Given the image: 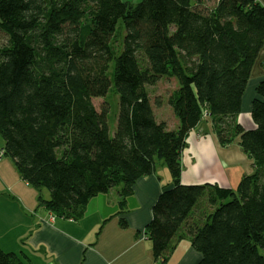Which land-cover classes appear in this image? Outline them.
I'll list each match as a JSON object with an SVG mask.
<instances>
[{
  "label": "trees",
  "instance_id": "16d2710c",
  "mask_svg": "<svg viewBox=\"0 0 264 264\" xmlns=\"http://www.w3.org/2000/svg\"><path fill=\"white\" fill-rule=\"evenodd\" d=\"M209 1L0 0L2 154L39 191L40 205L71 220L115 187L122 208L137 179L161 161L172 186L160 192L145 227L154 256L208 188L211 210L186 229L201 255L197 264H264V80L251 105L256 127L237 122L264 44V6ZM150 51H157L162 73L141 65L140 53ZM120 62L129 79L121 78ZM162 77L177 79L164 97L179 117L176 129L155 113L163 102L154 86ZM182 86L192 95L186 111ZM202 117L221 144L238 142L252 160V172L234 188L179 181L186 135ZM0 264L30 263L25 253L0 246Z\"/></svg>",
  "mask_w": 264,
  "mask_h": 264
},
{
  "label": "crops",
  "instance_id": "0c3cea01",
  "mask_svg": "<svg viewBox=\"0 0 264 264\" xmlns=\"http://www.w3.org/2000/svg\"><path fill=\"white\" fill-rule=\"evenodd\" d=\"M255 1L264 6V0ZM263 64L264 44L252 65L237 115V122L247 130L255 128L251 105L257 97L259 83L264 80ZM182 87L179 103L186 111L192 95L188 87ZM155 108L158 120L165 121L170 129L178 127L177 115L173 120L166 116L173 112L168 103ZM2 146L0 138V246L5 250L25 253L30 264H197L200 260L201 255L192 247L186 229L201 224L211 210L208 188L166 250L155 257L145 227L160 192L172 186L171 176L161 161L153 174L137 179L122 208L115 187L89 200L81 218L51 220L52 213L39 203V191L19 177L14 163L2 154ZM180 161L179 181L185 185L217 184L234 188L253 170L251 158L238 142L221 144L211 121L204 117L188 131ZM42 195L47 198L45 190ZM121 220L126 222L125 226ZM163 256L167 258L164 262Z\"/></svg>",
  "mask_w": 264,
  "mask_h": 264
},
{
  "label": "rangeland",
  "instance_id": "374dc122",
  "mask_svg": "<svg viewBox=\"0 0 264 264\" xmlns=\"http://www.w3.org/2000/svg\"><path fill=\"white\" fill-rule=\"evenodd\" d=\"M131 1H138V0H131ZM213 0H210L208 2V4H212ZM3 35L0 34L1 39ZM139 61L141 63V65L144 67H148L151 68L152 71L154 72H160L162 73V65L159 59V55L157 53V51H150L147 53H140V58ZM176 65V63H175ZM120 68H121V78H125V79H129V74L124 70L123 65L120 62ZM176 70V68H174ZM133 83H134V79H130ZM177 79H173V80H168L165 77H162L154 86V91L157 93V95H159V99L161 100V102H164V97L165 96H169L170 93H172V90L177 88V83H176ZM183 92V91H181ZM117 97V96H116ZM101 101H97L95 102L96 106L99 105ZM181 103V101H180ZM112 107H111V113L109 115V132L112 134L115 130V125H116V118H117V113H118V97L114 98V101L111 102ZM153 104V103H152ZM154 105V104H153ZM165 105H167V99L165 100ZM182 105V103H181ZM154 109H156L154 107ZM156 113V112H155ZM164 115V114H163ZM166 116H169V118H171V120H173V117L176 118V114L173 113L171 111V113H167ZM1 138V136H0ZM157 162H159L157 160ZM167 168L165 167V170ZM168 170V169H167ZM4 249V248H3Z\"/></svg>",
  "mask_w": 264,
  "mask_h": 264
},
{
  "label": "built area",
  "instance_id": "2783aa9c",
  "mask_svg": "<svg viewBox=\"0 0 264 264\" xmlns=\"http://www.w3.org/2000/svg\"><path fill=\"white\" fill-rule=\"evenodd\" d=\"M56 217L52 214L51 216H50V219L51 220H54Z\"/></svg>",
  "mask_w": 264,
  "mask_h": 264
},
{
  "label": "clouds",
  "instance_id": "9594fccd",
  "mask_svg": "<svg viewBox=\"0 0 264 264\" xmlns=\"http://www.w3.org/2000/svg\"><path fill=\"white\" fill-rule=\"evenodd\" d=\"M56 217V216H55Z\"/></svg>",
  "mask_w": 264,
  "mask_h": 264
},
{
  "label": "water",
  "instance_id": "95a60500",
  "mask_svg": "<svg viewBox=\"0 0 264 264\" xmlns=\"http://www.w3.org/2000/svg\"><path fill=\"white\" fill-rule=\"evenodd\" d=\"M256 127V126H255Z\"/></svg>",
  "mask_w": 264,
  "mask_h": 264
}]
</instances>
